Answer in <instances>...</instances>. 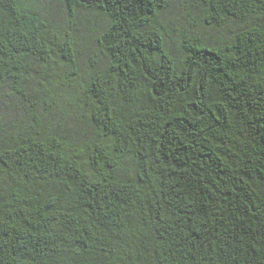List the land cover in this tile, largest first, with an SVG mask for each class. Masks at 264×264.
<instances>
[{
    "label": "trees",
    "instance_id": "obj_1",
    "mask_svg": "<svg viewBox=\"0 0 264 264\" xmlns=\"http://www.w3.org/2000/svg\"><path fill=\"white\" fill-rule=\"evenodd\" d=\"M65 1L110 19L83 86L99 136L87 162L59 136L0 146V264H264V0H199L215 27L258 21L181 65L156 24L172 0ZM48 32L0 0V79L48 64ZM62 56L76 68L71 35Z\"/></svg>",
    "mask_w": 264,
    "mask_h": 264
},
{
    "label": "rangeland",
    "instance_id": "obj_2",
    "mask_svg": "<svg viewBox=\"0 0 264 264\" xmlns=\"http://www.w3.org/2000/svg\"><path fill=\"white\" fill-rule=\"evenodd\" d=\"M18 1L24 9L47 21L54 53L48 64L29 55L27 71L19 83L11 78L0 79V146H10L15 138L29 134L59 136L80 150L87 162L99 133L84 105L83 86L93 73L109 65L99 36L110 19L100 10L86 8H79L72 16L65 0ZM255 21V17L249 21L229 18L222 27H215L204 21L199 0H172L156 24L164 32L167 51L181 65L188 40L225 46ZM68 35L76 51L75 69L62 56ZM132 170V162L127 159L126 172Z\"/></svg>",
    "mask_w": 264,
    "mask_h": 264
}]
</instances>
